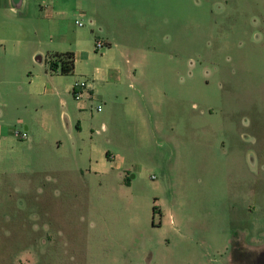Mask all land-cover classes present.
Masks as SVG:
<instances>
[{
	"label": "rangeland",
	"instance_id": "obj_1",
	"mask_svg": "<svg viewBox=\"0 0 264 264\" xmlns=\"http://www.w3.org/2000/svg\"><path fill=\"white\" fill-rule=\"evenodd\" d=\"M175 5L120 19L133 46H120V140L105 90L82 111L72 91L45 107L61 147L0 164V264H264V0Z\"/></svg>",
	"mask_w": 264,
	"mask_h": 264
},
{
	"label": "crops",
	"instance_id": "obj_2",
	"mask_svg": "<svg viewBox=\"0 0 264 264\" xmlns=\"http://www.w3.org/2000/svg\"><path fill=\"white\" fill-rule=\"evenodd\" d=\"M181 0H0V11L6 17L0 22V48L3 50V63L0 62V105H11L26 112L19 121L30 136L27 140L19 139L14 134L12 125L7 124L6 112L0 106V164L19 152L25 159L34 156L44 157L48 145L61 147V142H52L55 136L53 112L45 109L46 105L56 100L63 106L72 100V85L79 74H87L92 83V91L105 90L110 103V126L106 130L120 140V46L122 50L132 49L130 35L120 32V19L171 18L175 4ZM34 13L43 22V27L33 31L25 24L28 15ZM82 18L83 20H81ZM83 24L78 25L76 21ZM83 21L87 22L84 24ZM89 22V23H88ZM40 26V24H36ZM48 34L43 40L41 34ZM32 34L38 37V44ZM102 39L106 47L101 53L96 49V40ZM73 52L75 55L74 76L53 72L47 59L58 53ZM101 57L102 65L97 61ZM131 62L130 55L123 57ZM27 60L30 74L28 89L23 88L19 78L23 72V61ZM72 74V75H73ZM104 82L105 88L97 87L98 81ZM9 98V99H8ZM95 98V97H94ZM78 101L77 108L85 110L93 101L86 94L83 101ZM12 101V102H11ZM62 110V116L70 115ZM79 127V125H78ZM181 125L178 129H181ZM175 129V128H172ZM31 154V156H29ZM95 172L105 174L107 169L95 166ZM123 176V173H121ZM131 184V182H127ZM246 257V253L241 252ZM244 254V255H243Z\"/></svg>",
	"mask_w": 264,
	"mask_h": 264
},
{
	"label": "built area",
	"instance_id": "obj_3",
	"mask_svg": "<svg viewBox=\"0 0 264 264\" xmlns=\"http://www.w3.org/2000/svg\"><path fill=\"white\" fill-rule=\"evenodd\" d=\"M78 25H82L81 21H76ZM106 47V43L102 39L96 40V49L103 50ZM72 91L76 99L79 101L84 98L87 94L89 98H94V92L92 91V83L89 80H77L74 82L72 86ZM97 110H102V106L99 105ZM14 134L22 140H26L28 138V133L26 131L14 130Z\"/></svg>",
	"mask_w": 264,
	"mask_h": 264
},
{
	"label": "trees",
	"instance_id": "obj_4",
	"mask_svg": "<svg viewBox=\"0 0 264 264\" xmlns=\"http://www.w3.org/2000/svg\"><path fill=\"white\" fill-rule=\"evenodd\" d=\"M1 3V2H0ZM49 69L61 74H73L75 69V55L73 52L58 53L47 59ZM157 211V205H153V214Z\"/></svg>",
	"mask_w": 264,
	"mask_h": 264
}]
</instances>
